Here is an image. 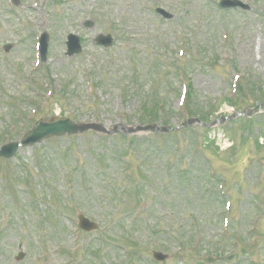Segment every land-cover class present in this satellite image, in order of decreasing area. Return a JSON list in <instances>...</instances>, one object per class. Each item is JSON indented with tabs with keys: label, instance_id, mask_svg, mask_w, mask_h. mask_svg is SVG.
I'll list each match as a JSON object with an SVG mask.
<instances>
[{
	"label": "rangeland",
	"instance_id": "rangeland-1",
	"mask_svg": "<svg viewBox=\"0 0 264 264\" xmlns=\"http://www.w3.org/2000/svg\"><path fill=\"white\" fill-rule=\"evenodd\" d=\"M19 1L0 0V148L41 120L70 118L105 131L53 137L0 159V264H124L118 245L127 240L139 251L128 264H264V217L253 247L226 258L224 244L225 260L204 258L225 233L206 191L211 162L238 191L230 224L236 238L252 230L258 210L251 201L264 210V108L252 122L205 123L241 112L236 74L250 108L264 103V0H235L242 7L227 10L221 0ZM44 32L47 61L36 65ZM70 33L83 41L74 57L67 55ZM99 35H112L114 45L95 43ZM180 70L191 87L187 105L205 121L184 129ZM147 125L174 130L153 133ZM166 159L188 168V179ZM229 159H236L230 169ZM81 214L98 229L76 232ZM195 233L201 249L178 255ZM158 251L168 258L156 260Z\"/></svg>",
	"mask_w": 264,
	"mask_h": 264
},
{
	"label": "water",
	"instance_id": "water-1",
	"mask_svg": "<svg viewBox=\"0 0 264 264\" xmlns=\"http://www.w3.org/2000/svg\"><path fill=\"white\" fill-rule=\"evenodd\" d=\"M89 126L91 125L77 126L69 120H55L50 124L41 123L35 131L30 133L25 144H35L52 136L72 135L79 131L84 132L89 129ZM16 149L17 145L14 144L6 152H1L0 155L12 156Z\"/></svg>",
	"mask_w": 264,
	"mask_h": 264
}]
</instances>
